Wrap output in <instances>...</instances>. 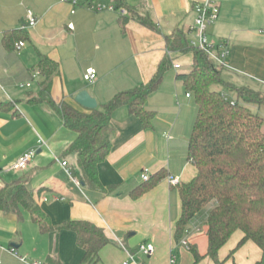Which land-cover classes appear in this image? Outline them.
Returning <instances> with one entry per match:
<instances>
[{
  "label": "crops",
  "instance_id": "0c3cea01",
  "mask_svg": "<svg viewBox=\"0 0 264 264\" xmlns=\"http://www.w3.org/2000/svg\"><path fill=\"white\" fill-rule=\"evenodd\" d=\"M99 1L117 4V0ZM201 1L119 0L127 10L148 16L156 26L151 28L129 12L122 16L89 8L86 0L78 5L62 0H0V102L9 103L0 110V190H5L13 207L0 208V264H28L20 256L42 264L50 257L61 264H81L85 250L77 234L69 229L43 232L34 219L36 207L53 225L87 220L103 228L110 243L100 251V264H216L207 255L210 207L189 222L181 241L175 237L182 214L179 184L198 172L188 158L198 106L179 77L191 71L193 55L169 51L166 36L183 30L189 40L194 38L195 6ZM214 1L220 14L209 28L210 36L231 45L223 78L261 91L264 0ZM28 10L38 17L35 26L28 25ZM23 27L29 34L25 46L8 48L5 30ZM42 56L59 63L47 84L38 67ZM167 57L181 67L168 69L160 87L148 96L147 108L156 114L152 125L146 127L127 106L113 111L112 150L99 165L100 180L110 190L78 185L68 171L79 169L78 156L67 152L76 131L66 126L49 100L34 99L41 98L49 85L57 104L66 101L89 110L75 101L76 94L87 89L102 106L118 93L146 84ZM89 70L96 72L92 80L86 77ZM30 148L37 153L27 168H8ZM145 168L150 169L151 180L165 175L134 198L131 191L145 184ZM171 176L179 182L173 184ZM242 237L241 231L236 232L221 248L223 264H264V252L253 241L237 248ZM147 242L155 245L151 256L139 250ZM192 247L202 256L199 261Z\"/></svg>",
  "mask_w": 264,
  "mask_h": 264
},
{
  "label": "trees",
  "instance_id": "16d2710c",
  "mask_svg": "<svg viewBox=\"0 0 264 264\" xmlns=\"http://www.w3.org/2000/svg\"><path fill=\"white\" fill-rule=\"evenodd\" d=\"M117 6L122 7L119 0ZM128 12L142 24L156 27L148 16L129 9ZM3 40L8 48H13L17 42L29 40L27 28L5 30ZM166 41L169 51L191 52L193 55L191 71L179 77L198 106L188 148V158L197 166L198 172L190 181L179 184L182 214L177 222L176 240L181 241L189 222L215 202L207 216V255L216 264H223L220 250L238 231L243 233V237L237 248L253 241L264 252V117L251 108V104H264V93L226 81L222 76L224 67L218 66L203 50L192 46L183 30L167 35ZM173 66L172 58H165L146 84L122 91L95 109L81 110L66 101L57 104L49 94V85L42 91L41 98L34 99L49 100L66 126L76 131L77 137L67 152L77 153L79 169L73 168L72 174L81 183L95 190H110L100 180L99 165L112 150V139L116 134L113 111L127 106L132 115L140 117L144 125L150 127L156 114L147 108V98L160 87L165 73ZM38 67L45 78L43 84H47L58 71L59 63L42 56ZM215 84H222L235 92V103L215 89ZM8 105L0 102V110L7 109ZM164 175L159 173L158 177L145 181L132 190L131 195L139 198ZM0 208L13 210L5 190H0ZM33 213L43 232L69 229L77 234L78 244L85 250L81 264H100V251L110 243L103 228L87 220L53 225L49 216L38 207ZM192 250L196 261H199L202 256L196 247ZM44 264L61 262L50 257Z\"/></svg>",
  "mask_w": 264,
  "mask_h": 264
},
{
  "label": "built area",
  "instance_id": "2783aa9c",
  "mask_svg": "<svg viewBox=\"0 0 264 264\" xmlns=\"http://www.w3.org/2000/svg\"><path fill=\"white\" fill-rule=\"evenodd\" d=\"M73 3L74 5L79 4V0H62ZM89 8L97 11L112 10L118 11L122 16L128 14V10L125 7H118L115 3H109L99 0H86L85 4ZM197 15L194 22V38L190 40V44L196 48H199L206 52L210 58L218 65L224 68L229 66V57L231 55V45L227 40H213L210 36L209 28L214 24L220 14V6L214 0H203L198 2L195 6ZM28 25L35 26L38 23V17L33 13L32 10H28ZM26 42L24 40L16 43L18 49L25 46ZM176 68L181 67L180 63H175ZM87 79H94L96 77V72L94 70H89L86 75ZM187 96H191L190 92H187ZM226 97V96H225ZM235 103V101H232ZM37 151L35 148H30L20 155V157L14 162L9 169H24L27 168L33 161ZM62 165L68 167V161H63ZM68 171L72 174V169L68 168ZM73 175V174H72ZM142 179L144 181L150 180V169L145 168L142 173ZM75 182L80 185L82 184L79 179L75 177ZM171 182L177 184L179 178L171 176ZM185 245L188 242L183 240ZM140 252L146 256H151L155 252V245L152 242L143 243L139 247ZM20 259L28 264H42L39 261L31 260L27 256H20ZM128 264V261L125 262Z\"/></svg>",
  "mask_w": 264,
  "mask_h": 264
},
{
  "label": "rangeland",
  "instance_id": "374dc122",
  "mask_svg": "<svg viewBox=\"0 0 264 264\" xmlns=\"http://www.w3.org/2000/svg\"><path fill=\"white\" fill-rule=\"evenodd\" d=\"M224 70V69H223ZM226 74H227V72H226V70H224V76H226ZM24 85H26V84H24ZM215 89H218L222 94L224 93V91L226 90V88L222 85V84H215L214 86H213ZM261 89V91L264 93V88H260ZM226 96H228V98L231 100V101H234L233 100V98L235 97L236 98V96H235V92H233V91H227L226 92ZM251 108H252V110L255 112V113H258V114H260L261 116H263L264 117V104H251ZM263 129H264V127H263ZM214 203L215 202H211L207 207L209 208L210 207V209L214 206ZM202 214H204V213H202Z\"/></svg>",
  "mask_w": 264,
  "mask_h": 264
},
{
  "label": "water",
  "instance_id": "95a60500",
  "mask_svg": "<svg viewBox=\"0 0 264 264\" xmlns=\"http://www.w3.org/2000/svg\"><path fill=\"white\" fill-rule=\"evenodd\" d=\"M75 101L88 109H95L99 105L97 99L87 89L80 90L75 96Z\"/></svg>",
  "mask_w": 264,
  "mask_h": 264
}]
</instances>
